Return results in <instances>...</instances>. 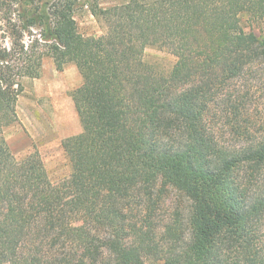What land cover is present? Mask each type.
I'll use <instances>...</instances> for the list:
<instances>
[{
  "label": "trees",
  "instance_id": "1",
  "mask_svg": "<svg viewBox=\"0 0 264 264\" xmlns=\"http://www.w3.org/2000/svg\"><path fill=\"white\" fill-rule=\"evenodd\" d=\"M80 1L0 0V264H264V0H127L95 10L99 36ZM45 56L83 77L61 184L5 135ZM166 186L186 218L156 219Z\"/></svg>",
  "mask_w": 264,
  "mask_h": 264
},
{
  "label": "rangeland",
  "instance_id": "2",
  "mask_svg": "<svg viewBox=\"0 0 264 264\" xmlns=\"http://www.w3.org/2000/svg\"><path fill=\"white\" fill-rule=\"evenodd\" d=\"M126 1H80L75 10L79 31L85 36L104 34L106 23L103 14L97 15L95 10H104ZM3 12H0V26H10L8 21L1 18ZM243 23L247 29H259V26H250L246 18ZM25 38L27 41L28 36ZM145 60L159 70L168 72L176 62V56L165 48L151 45L145 49ZM82 82V74L74 63L58 69L53 58L45 56L38 77L22 78L23 90L17 101L18 122L5 132L10 148L17 157H23L34 150L40 152L55 184H61L71 174V163L62 140L82 129L72 96ZM163 190L158 198L156 219L161 221L170 218L177 211L186 218L190 205L187 197L172 186H166ZM145 264H163V261L147 257Z\"/></svg>",
  "mask_w": 264,
  "mask_h": 264
}]
</instances>
